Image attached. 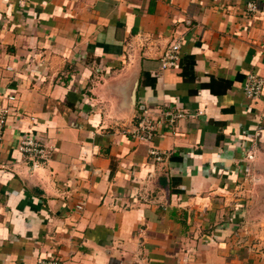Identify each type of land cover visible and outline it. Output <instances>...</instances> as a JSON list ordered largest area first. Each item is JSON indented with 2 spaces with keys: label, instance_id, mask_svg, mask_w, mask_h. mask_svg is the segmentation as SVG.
I'll return each instance as SVG.
<instances>
[{
  "label": "crops",
  "instance_id": "0c3cea01",
  "mask_svg": "<svg viewBox=\"0 0 264 264\" xmlns=\"http://www.w3.org/2000/svg\"><path fill=\"white\" fill-rule=\"evenodd\" d=\"M250 72L264 0H0V264H264ZM144 111L152 139L134 135ZM27 133L47 160L20 150Z\"/></svg>",
  "mask_w": 264,
  "mask_h": 264
},
{
  "label": "built area",
  "instance_id": "2783aa9c",
  "mask_svg": "<svg viewBox=\"0 0 264 264\" xmlns=\"http://www.w3.org/2000/svg\"><path fill=\"white\" fill-rule=\"evenodd\" d=\"M251 9L255 8L253 3H250ZM181 41H175L171 43L163 52L161 60L163 68L177 67L181 59ZM264 90V78L255 72H250L247 75L245 83L243 85V92L249 98L260 97ZM15 96H10V99H15ZM10 108L0 109V140L4 136L5 127L8 121V113ZM165 117L170 123H173L176 119L185 115L184 112H174L171 110L165 111ZM21 120L24 117L20 116ZM159 120V119H158ZM138 127L134 131L135 136H139L143 139H152L157 130L156 123L157 118L151 117L147 111H144L140 120L138 121ZM160 122V121H159ZM20 150L23 154L32 159L33 161H44L49 158L50 150L45 141L37 135L30 133L25 134L20 141ZM152 153L157 155V151L154 149ZM159 157V155H158ZM249 157H252L249 154ZM160 158V157H159ZM82 207V205H80ZM40 264H61L57 257H41Z\"/></svg>",
  "mask_w": 264,
  "mask_h": 264
}]
</instances>
